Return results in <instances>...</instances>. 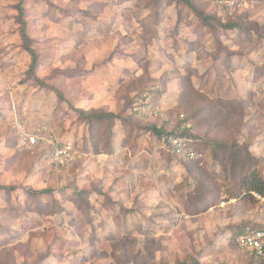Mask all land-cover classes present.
Here are the masks:
<instances>
[{
	"label": "rangeland",
	"instance_id": "obj_1",
	"mask_svg": "<svg viewBox=\"0 0 264 264\" xmlns=\"http://www.w3.org/2000/svg\"><path fill=\"white\" fill-rule=\"evenodd\" d=\"M235 1L0 0V264H260L230 236L264 225L239 185L264 177V0ZM145 91L197 163L129 114ZM19 119L69 164L20 146Z\"/></svg>",
	"mask_w": 264,
	"mask_h": 264
},
{
	"label": "built area",
	"instance_id": "obj_2",
	"mask_svg": "<svg viewBox=\"0 0 264 264\" xmlns=\"http://www.w3.org/2000/svg\"><path fill=\"white\" fill-rule=\"evenodd\" d=\"M216 6L219 10L226 8L230 12L236 7V1L216 0ZM130 112L140 117H162L164 115L161 103L156 101L153 94L150 92L134 96L131 102ZM181 117H183V115H181ZM184 126L187 128L189 127L188 124H184ZM17 129L20 146L23 148L31 149L37 145L48 143L52 148L51 161L56 166L66 167L72 160L74 151L71 144L69 142L65 143L58 141L47 126H38L33 129H28L19 119ZM176 133L178 134V132ZM177 134L173 133L163 136L160 140L162 147L172 149L176 154L188 161L196 160L197 154L188 149V139ZM259 198L264 203V198ZM233 241L239 250L249 252L264 263V228L252 229L246 226L242 232L234 236Z\"/></svg>",
	"mask_w": 264,
	"mask_h": 264
},
{
	"label": "trees",
	"instance_id": "obj_3",
	"mask_svg": "<svg viewBox=\"0 0 264 264\" xmlns=\"http://www.w3.org/2000/svg\"><path fill=\"white\" fill-rule=\"evenodd\" d=\"M185 2L188 3V0H183ZM190 5V4H189ZM18 11V15H17V19H18V23L20 25V29H19V33H20V37L22 40V46L24 48V50H26L31 57V62L29 65V72L34 71L36 65H37V57L35 52L33 51V49L30 46V39L29 37L26 35L25 33V20H24V11L23 8L21 6H18L17 8ZM228 19H232L233 16H228ZM145 92H150V91H145ZM142 92V93H145ZM140 93V94H142ZM151 93V92H150ZM137 94V95H140ZM156 101H158V98H155ZM132 102V101H131ZM131 102L128 108V111L130 109L131 106ZM129 114L134 117L135 119L148 124V129H147V133L151 136H153L156 140L160 141L162 139L163 136L167 135V134H173L171 131H167V128H165V124L162 122L161 124H159L163 118L162 117H140V116H136L135 114H133L132 112L129 111ZM104 115H110L113 116V114H103V113H94L92 114V117H96V118H104ZM193 132H190L188 129L183 130L178 132V134L175 132V134L181 136V137H185L188 139L187 141V146L188 149H190L191 151L198 153V145H197V141H196V137L192 134ZM49 147V146H47ZM172 150V149H171ZM173 154L178 156V154H176L173 150H172ZM180 159L183 160L182 157H179ZM185 161V160H184ZM188 161V160H186ZM191 162L193 164L197 163V160H193V161H188ZM240 189L245 193V194H250L252 195V193L258 195L261 198H264V177L262 175H260L255 168H253L252 170H250L249 172L241 175L240 177ZM250 228L254 229V228H264V225H247ZM246 226H244L242 229H240L239 231L236 232V234L242 232L244 230ZM236 234H232L231 240L234 244L233 238ZM235 246V244H234ZM236 247V246H235ZM237 248V247H236ZM254 256V255H253ZM254 258H256L254 256ZM256 260L260 263V264H264L261 261H259L257 258ZM195 264H200L198 262H195Z\"/></svg>",
	"mask_w": 264,
	"mask_h": 264
},
{
	"label": "crops",
	"instance_id": "obj_4",
	"mask_svg": "<svg viewBox=\"0 0 264 264\" xmlns=\"http://www.w3.org/2000/svg\"><path fill=\"white\" fill-rule=\"evenodd\" d=\"M162 108L164 109L163 105H162Z\"/></svg>",
	"mask_w": 264,
	"mask_h": 264
}]
</instances>
